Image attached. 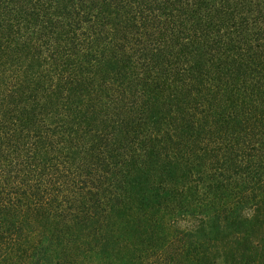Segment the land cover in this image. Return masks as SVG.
<instances>
[{
    "label": "trees",
    "instance_id": "obj_1",
    "mask_svg": "<svg viewBox=\"0 0 264 264\" xmlns=\"http://www.w3.org/2000/svg\"><path fill=\"white\" fill-rule=\"evenodd\" d=\"M0 264H264V0H0Z\"/></svg>",
    "mask_w": 264,
    "mask_h": 264
}]
</instances>
